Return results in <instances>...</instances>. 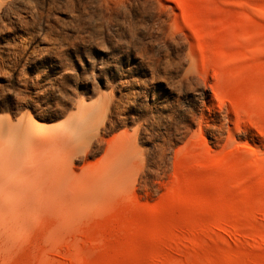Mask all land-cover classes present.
Segmentation results:
<instances>
[{
  "label": "rangeland",
  "instance_id": "obj_1",
  "mask_svg": "<svg viewBox=\"0 0 264 264\" xmlns=\"http://www.w3.org/2000/svg\"><path fill=\"white\" fill-rule=\"evenodd\" d=\"M245 3L0 0V196L28 204L0 203V264H264V0Z\"/></svg>",
  "mask_w": 264,
  "mask_h": 264
},
{
  "label": "bare ground",
  "instance_id": "obj_2",
  "mask_svg": "<svg viewBox=\"0 0 264 264\" xmlns=\"http://www.w3.org/2000/svg\"><path fill=\"white\" fill-rule=\"evenodd\" d=\"M243 3H244V6L245 7H247L248 6V4L247 3H245V0H243ZM245 4H247V6L245 5ZM251 10V9H250ZM257 11V10H256ZM255 11V12H256ZM262 10H260V12H261ZM258 13V12H257ZM264 13V12H263ZM261 14H262V12H261ZM259 15V14H258ZM263 15V14H262ZM261 15V16H262ZM255 51H257V52H259L260 54H262L261 52H264V47L263 46H261V45H256L255 46ZM40 136H44V135H40ZM35 141V140H34ZM43 143V142H42ZM39 144V143H38ZM28 146V145H27ZM256 160H258V159H256ZM257 163V162H256ZM17 184V183H16ZM23 186V185H22ZM21 186V187H22ZM15 187V186H14ZM17 187H18V185H17ZM20 187V188H21ZM24 188V187H23ZM83 189H84V187H82ZM22 189V188H21ZM82 189V191H84ZM18 190H20L19 188H18ZM25 194V193H24ZM26 196H27V194H26ZM182 198L183 199H186V197L185 196H183L182 195ZM26 199V198H25ZM25 199H22V200H25ZM29 200V199H28ZM8 201V202H7ZM47 201V200H46ZM45 201V202H46ZM2 202V204H3V202L4 203H7V204H9L8 206H13V205H15V204H18V201L16 202V201H11V199H7V198H1V196H0V203ZM16 202V203H15ZM23 203H27L26 202V200L25 201H22ZM29 202V201H28ZM20 204V203H19ZM18 204V205H19ZM32 204V203H31ZM31 204H30V206H31ZM35 205V204H34ZM260 205L264 208V204L261 202L260 203ZM11 206V207H12ZM20 206L21 207H23V208H25V209H27L26 207H28V204L27 205H23L22 203L20 204ZM6 208V207H5ZM31 209V208H30ZM0 211H1V209H0ZM260 213H261V211H259ZM259 212H258V210H256V209H249L248 210V213H249V215L252 217V218H257V220H259L258 218H259V216H260V214H259ZM1 214V213H0ZM263 215H264V213H262ZM262 216V215H261ZM263 217V216H262ZM263 220V219H262ZM203 227H204V229L205 230H208V231H214L215 233H217V235H219L218 237H221L222 239L221 240H223L224 238H226V236L227 235H229V236H231L232 238H235L236 240H238V239H240V237L242 236H244L243 234H245V233H247V230L244 228V227H242L241 225H239V224H237V223H235V222H229V221H218V222H216L215 224H212V225H208V224H203ZM4 228V227H3ZM213 233V232H212ZM214 233V234H215ZM259 234H260V236H261V238L260 239H264V232H263V230L261 231V230H259ZM196 235V234H195ZM250 236V235H249ZM246 238L248 237V234H246V236H245ZM227 238H228V236H227ZM219 239V238H218ZM244 239V238H243ZM248 239V238H247ZM250 239V238H249ZM228 240V239H227ZM232 240V239H231ZM225 241V240H224ZM223 241V242H224ZM240 241V240H239ZM221 242V241H220ZM223 242H221V243H223ZM225 242H227V241H225ZM240 242H242V241H240ZM228 243V242H227ZM74 244H75V242H74ZM178 244H179V247H178V249H183V251L185 250L184 248H191L193 251H195V253H205L204 251H205V245H204V243L202 244V242L199 240V239H197V238H193V237H189V236H181V234L179 235V233H178ZM206 244V243H205ZM216 243H214V245H215ZM223 244H225V243H223ZM79 245H81V244H79ZM74 246V245H73ZM82 246V245H81ZM80 246V247H81ZM69 247V246H68ZM71 247V246H70ZM75 247V248H74ZM72 249H74V250H76V253H77V256H78V258L79 259H82L83 261L85 260V257H84V254L81 252L82 251V249L80 250V248L77 246V244L74 246ZM82 248H83V246H82ZM212 249H211V252L212 253H214V254H217L220 250H219V247H217V246H214V247H211ZM74 250H72V251H74ZM187 251V250H186ZM191 251V250H190ZM189 251V252H190ZM220 253V252H219ZM75 254V253H74ZM202 256H203V254H202ZM46 257H47V255H46ZM50 256L48 255V257L47 258H49ZM200 257V256H199ZM41 259V258H40ZM178 259H179V257H178ZM178 259H176V258H174L173 256H171V255H168V256H164V257H162L161 258V264H184V263H182L181 262V259L180 260H178ZM50 261H51V259H50ZM40 262H41V260H40ZM44 262V261H43ZM51 262H54V261H51ZM48 263H49V261H48Z\"/></svg>",
  "mask_w": 264,
  "mask_h": 264
}]
</instances>
